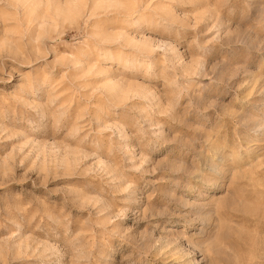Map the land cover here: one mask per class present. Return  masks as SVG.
<instances>
[{"label": "rangeland", "instance_id": "rangeland-1", "mask_svg": "<svg viewBox=\"0 0 264 264\" xmlns=\"http://www.w3.org/2000/svg\"><path fill=\"white\" fill-rule=\"evenodd\" d=\"M0 264H264V0H0Z\"/></svg>", "mask_w": 264, "mask_h": 264}]
</instances>
